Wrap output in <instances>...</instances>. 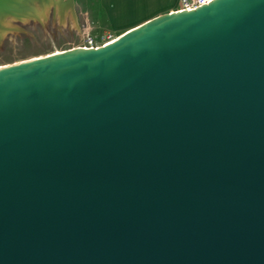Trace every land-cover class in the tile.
I'll return each mask as SVG.
<instances>
[{"label": "water", "instance_id": "obj_1", "mask_svg": "<svg viewBox=\"0 0 264 264\" xmlns=\"http://www.w3.org/2000/svg\"><path fill=\"white\" fill-rule=\"evenodd\" d=\"M0 264H264V0L2 64Z\"/></svg>", "mask_w": 264, "mask_h": 264}, {"label": "rangeland", "instance_id": "obj_2", "mask_svg": "<svg viewBox=\"0 0 264 264\" xmlns=\"http://www.w3.org/2000/svg\"><path fill=\"white\" fill-rule=\"evenodd\" d=\"M75 16L70 12L60 15L46 8L45 16L15 18L8 16L0 25V66L34 55L76 46L84 29L100 34L111 30L97 26V0H74ZM38 8L39 5H36Z\"/></svg>", "mask_w": 264, "mask_h": 264}, {"label": "crops", "instance_id": "obj_3", "mask_svg": "<svg viewBox=\"0 0 264 264\" xmlns=\"http://www.w3.org/2000/svg\"><path fill=\"white\" fill-rule=\"evenodd\" d=\"M97 26L122 32L162 12L175 10L179 0H97Z\"/></svg>", "mask_w": 264, "mask_h": 264}, {"label": "built area", "instance_id": "obj_4", "mask_svg": "<svg viewBox=\"0 0 264 264\" xmlns=\"http://www.w3.org/2000/svg\"><path fill=\"white\" fill-rule=\"evenodd\" d=\"M209 1L210 0H179L178 7L176 9H192L208 3ZM84 30L85 31L76 46L97 47L113 40L117 36L111 30H104L100 34H94L91 30L86 28Z\"/></svg>", "mask_w": 264, "mask_h": 264}]
</instances>
